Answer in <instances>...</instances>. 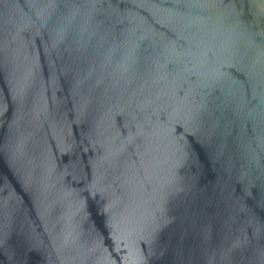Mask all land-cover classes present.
<instances>
[{
  "label": "water",
  "instance_id": "obj_1",
  "mask_svg": "<svg viewBox=\"0 0 264 264\" xmlns=\"http://www.w3.org/2000/svg\"><path fill=\"white\" fill-rule=\"evenodd\" d=\"M0 264H264V0H0Z\"/></svg>",
  "mask_w": 264,
  "mask_h": 264
}]
</instances>
